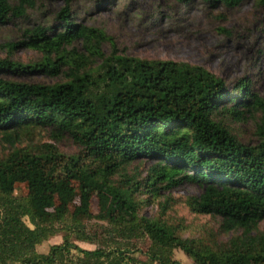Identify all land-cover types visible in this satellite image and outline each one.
<instances>
[{
	"label": "trees",
	"instance_id": "trees-1",
	"mask_svg": "<svg viewBox=\"0 0 264 264\" xmlns=\"http://www.w3.org/2000/svg\"><path fill=\"white\" fill-rule=\"evenodd\" d=\"M45 1L0 0V26L26 19ZM202 1L234 9L242 0ZM74 2L63 0L53 24L26 29L8 45L38 52L39 62L0 59V140L8 148L0 153V264H181L175 251L192 264H264V98L246 78L230 89L199 66L126 55L104 31L75 22ZM63 68L67 80L53 85L7 78L56 77ZM254 114V146L218 120ZM42 131L70 140L77 154L67 157L52 144L19 146ZM141 160L153 162L146 176H129L126 169ZM16 177L24 196L14 195ZM183 184L202 188L185 205L219 218L217 232L183 238L181 221L168 216L176 203L171 196L158 203L156 217L142 215L161 192ZM91 220L101 223V233L87 229ZM57 235L60 244L37 252ZM73 239L96 248H80Z\"/></svg>",
	"mask_w": 264,
	"mask_h": 264
},
{
	"label": "rangeland",
	"instance_id": "rangeland-1",
	"mask_svg": "<svg viewBox=\"0 0 264 264\" xmlns=\"http://www.w3.org/2000/svg\"><path fill=\"white\" fill-rule=\"evenodd\" d=\"M63 7V0H48L38 3L28 10L27 18L0 26V59H9L22 65H32L41 60V54L31 49L10 50L8 45L23 39V32L37 25L49 26L54 23L57 13ZM71 16L77 24L98 28L112 38L119 50L125 54L145 60L174 61L199 66L222 79L228 88L240 79L251 82L252 90L264 98V6L259 0H242L234 9L222 5L214 7L202 0H191L189 5L177 0H75ZM223 29L227 33L221 32ZM79 49V44L74 45ZM104 54L110 52V44L102 45ZM56 77L44 73L14 74L7 78L28 84L53 85L65 82L66 69ZM258 114L246 116L242 121L229 116H218L223 124L244 145H256L255 127ZM55 145L65 156L77 154L76 146L68 139L55 141L48 131H42L19 146L40 147ZM6 144L0 140V153L7 152ZM153 165L151 160L132 163L126 173L144 178ZM202 188L196 184H183L169 192H161V197L144 207L142 215L156 217L158 203L167 196L176 202L168 216L173 223L183 225V238L204 236L207 231L217 232L219 218L195 215L185 205L187 198L198 196ZM25 184L16 177L14 195L24 196ZM143 198L146 196L143 195ZM92 213H96V201L92 202ZM101 223L91 220L87 229L101 233ZM264 229V221L260 223ZM230 234L220 235L219 241H226ZM62 236L52 237L37 252L47 253L49 247L60 244ZM80 248L93 250L95 245L72 240ZM148 242L138 243L144 251ZM144 260L142 252L137 253ZM174 259L181 264H192L181 251L174 252Z\"/></svg>",
	"mask_w": 264,
	"mask_h": 264
}]
</instances>
